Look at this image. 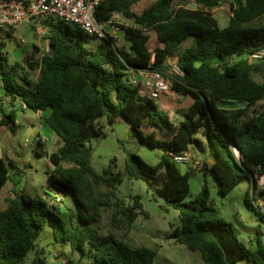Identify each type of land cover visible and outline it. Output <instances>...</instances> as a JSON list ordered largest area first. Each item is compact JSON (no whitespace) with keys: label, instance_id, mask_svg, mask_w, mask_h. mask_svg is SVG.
I'll use <instances>...</instances> for the list:
<instances>
[{"label":"trees","instance_id":"trees-1","mask_svg":"<svg viewBox=\"0 0 264 264\" xmlns=\"http://www.w3.org/2000/svg\"><path fill=\"white\" fill-rule=\"evenodd\" d=\"M141 1L106 0L95 11L99 22H109L115 14L131 22L116 24L127 49L112 37L91 49L85 44V31L55 18L45 21L48 51L42 53L33 44L22 60L27 68L20 62L7 65L0 45V87L6 97L0 99V126L18 128V101L36 113L48 112L46 124L63 141L48 154L49 182L75 203L67 219L39 196L16 193L8 207L0 209V264H25L47 226L54 243L69 246L84 264H154L157 244L132 247L124 238L104 235L95 227L104 212H110L111 227L129 233L144 208L140 196L128 202L118 195L123 174L117 170V158L102 173L92 165V140L107 136L103 118L111 127L125 121L143 143L163 150L155 166L129 154L126 173L147 182L179 212L181 225L172 228L170 238L200 252L205 264H264V232H258L255 249L240 242L236 227L220 219L206 179L198 197L185 201L193 172L181 173L173 158L193 144L201 149L196 135L202 132L215 159L212 164L204 161L201 168L205 176H214L222 195L246 179L253 182L255 193L264 178V80L254 78L263 68L249 59L264 50V25L254 23L264 17V0H231L224 28L216 17L224 0H193L195 8L155 0L137 12ZM174 65L183 75H172L171 91L193 99L177 127L128 80L130 70L170 74ZM230 102H243L245 107H226ZM39 144L36 152L41 155L44 144ZM17 168L14 160L0 156V192ZM248 203L257 211L249 199ZM257 214L264 220L262 211ZM47 259L40 252L32 264H47ZM67 264L78 263L68 259Z\"/></svg>","mask_w":264,"mask_h":264},{"label":"rangeland","instance_id":"rangeland-1","mask_svg":"<svg viewBox=\"0 0 264 264\" xmlns=\"http://www.w3.org/2000/svg\"><path fill=\"white\" fill-rule=\"evenodd\" d=\"M154 1L143 0L137 4L135 10L141 12ZM230 2L231 0H224L221 9L216 14L222 28L228 25V17L231 15ZM174 4L190 8L196 7L193 0H175ZM115 22L122 25L131 24L122 16L118 17ZM254 23L264 25V17ZM116 28L117 26L115 30ZM116 34L121 37L119 39L113 35L117 45L127 49L128 45L122 38L121 29L116 30ZM151 35L154 37L155 33L152 32ZM19 36H24L27 43L20 44L18 41ZM102 42L101 38L91 35H87L85 39V44L91 49L97 48ZM33 44L38 45L39 42L35 30L29 26L20 28L11 33L10 36L0 32V45H4L3 51L8 58L7 65L9 66L20 62L22 66L27 68L22 60L25 55L30 53ZM252 63L262 66L263 71L254 74V78L259 82H263L264 59L255 60ZM37 75L38 73H34L33 78L36 79ZM172 93L163 94L160 99H153V101L158 105L164 117L171 123L178 125L184 120V115L192 105L193 99L182 95L177 97ZM100 123L104 125L107 136L94 139L91 142L94 149L92 159L94 169L98 173H102L103 169L109 166L111 159L117 158V170L123 174V183L118 187V195L128 202H132V198L138 195L142 199L144 208L139 214L134 228L129 233L124 234L111 227L110 212H104L103 217L95 227L104 235L112 233L117 237L124 238L132 247L157 244L159 251L154 264H205L200 252H192L185 245L177 244L170 238L172 228L181 225L179 212L164 198L156 196L154 189L147 182L133 180L126 173V160L129 154H138L148 164L155 166L160 162L163 150L160 147H150L143 143L132 132L130 125L123 120L117 121L112 127L108 124L106 118H103ZM34 125V129L31 130L25 127V123L22 125L18 123V128L15 131H12V126L6 128L0 126V156L14 160L18 166L10 181L0 192V209H6L11 200L15 198L16 193L25 191L27 197L36 198L39 196L49 206H56L57 208L54 211L59 215L62 213L68 219V216L72 213L70 208L75 209V203L69 195L51 185L48 173L52 167L48 160V154L59 149L63 145V141L49 127L41 128L37 124ZM39 134L42 137L49 138L46 143H43L44 153L41 155L36 152V148H41ZM200 136L204 137L202 134ZM218 146L224 151L221 144L218 143ZM201 147V149L197 146L193 147L191 162L177 164L181 173L193 171L195 166L190 178L191 192L185 201H192L198 197L206 179L211 192V200L216 208L220 210V219L232 223L238 230V240L247 247L255 249L258 232H264V220L260 219L257 214V211L264 213V178L259 180L255 193L253 182L250 183L246 179L228 195H222L218 190V183L214 176L210 173L205 176L201 168L204 161L209 163L215 159L212 144L207 137ZM224 154L227 157L226 152ZM248 199L258 208L257 211L249 205ZM40 252H45V255H48L47 264H67L68 259H72L78 264L85 263L69 246L54 243L50 226H47L41 233L36 250L30 253L25 264H32ZM41 256L43 255L41 254ZM240 264L254 263L243 261Z\"/></svg>","mask_w":264,"mask_h":264},{"label":"built area","instance_id":"built-area-1","mask_svg":"<svg viewBox=\"0 0 264 264\" xmlns=\"http://www.w3.org/2000/svg\"><path fill=\"white\" fill-rule=\"evenodd\" d=\"M106 0H0V32L14 33L24 26L33 28L38 38V46L42 53L48 51V29L45 21L51 18L79 26L88 35L105 39L121 38L116 34L120 28L116 25L119 14H115L109 22H99L95 11ZM117 26L116 30L115 27ZM115 26V27H114ZM122 31V30H121ZM115 39V38H114ZM18 41L24 45L27 40L19 36ZM251 61L264 59V50L249 56ZM171 75L159 70L143 69L128 72L129 83L136 87L139 94L150 100L160 99L163 94L171 93L172 75H183L178 66H172ZM1 106V102H0ZM1 121V115H0ZM237 157L238 150L235 149ZM178 163L188 164L192 160L191 151L174 155ZM199 164V162H197ZM60 200V199H57Z\"/></svg>","mask_w":264,"mask_h":264},{"label":"crops","instance_id":"crops-1","mask_svg":"<svg viewBox=\"0 0 264 264\" xmlns=\"http://www.w3.org/2000/svg\"><path fill=\"white\" fill-rule=\"evenodd\" d=\"M181 6V5H180ZM221 9V7L219 8ZM219 9L217 10V12L219 11ZM0 99L1 98H6L5 97V91L0 87ZM172 93V92H171ZM173 94V93H172ZM177 97H178V94L174 93ZM7 103V102H6ZM17 106H19L17 108V122L22 125L25 123V127L33 130L34 129V124H37L38 127H41V128H44V127H49L47 124H46V121H45V118L46 116L48 115V112H41V113H36L34 112L33 110L25 107V105L21 102V101H18L16 103ZM7 109L10 108V106L8 105L7 103ZM226 107L228 108H242V107H245V104L243 102H230V103H226L225 104ZM181 123V122H180ZM179 123V124H180ZM174 127H177L178 125L177 124H174L172 123ZM50 128V127H49ZM51 129V128H50ZM52 130V129H51ZM53 131V130H52ZM32 132V131H31ZM54 133V131H53ZM202 134V132H200ZM200 133H198L196 135V138H198L202 144V146L204 145L205 143V136L204 137H201ZM55 134V133H54ZM56 135V134H55ZM49 140L48 137H42L40 134H39V142L41 141L42 143H46L47 141ZM196 147L197 145H191L189 150L193 152V147ZM198 147V146H197ZM199 148V147H198ZM214 160H212L211 162H209V164H212ZM194 168L195 166L193 167V171H194ZM192 171V172H193Z\"/></svg>","mask_w":264,"mask_h":264}]
</instances>
